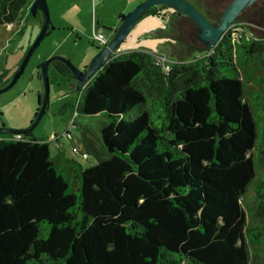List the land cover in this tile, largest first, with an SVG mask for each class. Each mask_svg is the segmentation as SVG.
I'll return each instance as SVG.
<instances>
[{
    "label": "trees",
    "instance_id": "trees-1",
    "mask_svg": "<svg viewBox=\"0 0 264 264\" xmlns=\"http://www.w3.org/2000/svg\"><path fill=\"white\" fill-rule=\"evenodd\" d=\"M34 1L0 0V28L21 34ZM212 2L192 4L215 25ZM168 12L199 56L167 71L116 53L76 88L75 114L104 117L98 146L83 133L73 152L93 164L33 132L0 135V264H250L264 248V26L239 17L209 49L184 14L145 16ZM50 78L72 79L59 62Z\"/></svg>",
    "mask_w": 264,
    "mask_h": 264
},
{
    "label": "rangeland",
    "instance_id": "rangeland-1",
    "mask_svg": "<svg viewBox=\"0 0 264 264\" xmlns=\"http://www.w3.org/2000/svg\"><path fill=\"white\" fill-rule=\"evenodd\" d=\"M144 1L47 0L51 21L62 18V23L67 25V30L47 36L30 58L27 68L15 86L8 92L0 94V128L23 130L31 126L41 109L44 98V82L37 77L40 75L38 70L47 59L56 57L52 55L57 48H61L60 51L67 50L73 54V60H66L83 71L89 67L93 57L102 49L97 45L94 37L96 28V33L104 31L109 36L108 28L121 26L120 14L125 13V16H128ZM206 1L208 0H204V2ZM212 1L214 0H209V2ZM229 2L231 0L215 9L216 14L212 17L215 26L219 23L220 20L217 21V19L221 17ZM73 6L74 11L64 16V12L69 11ZM67 18L70 24H67ZM242 23L261 28L258 26V18L253 14L245 15ZM71 24H74V27ZM43 25L44 17L38 11L36 16H31L25 24L23 23L21 34L17 33L19 31L18 24L4 25L0 28V78L4 75L0 80V87L4 82L14 77L26 54L39 36ZM99 26L103 30H98ZM187 26L191 25L188 24ZM179 28L178 21L171 17L162 20L152 16H144L137 22L120 48L124 52L139 50L149 52L154 56L163 54L167 57L169 65L176 62L177 57L178 60L186 61L193 59L194 56H199L200 52L178 41L181 40ZM232 31H237L236 26H233ZM154 32H159L157 35L159 37H156ZM161 33L164 34L163 37H161ZM69 37L71 38L69 39ZM187 37L191 40L189 36ZM76 84L75 79L72 78L68 81L64 78L60 84L51 86L47 112H45L38 127L32 132L37 139L49 142L53 156L57 154V147H59L64 149L68 158L78 160L86 168L95 162L94 158L90 156L88 160L82 159L75 155L72 149L75 147L80 152L86 151L83 144V133L93 139L95 145L98 146V141L95 138L99 134L104 117L101 115L94 117L75 114L73 106L77 99ZM249 256L250 264H264L263 247H250Z\"/></svg>",
    "mask_w": 264,
    "mask_h": 264
},
{
    "label": "water",
    "instance_id": "water-1",
    "mask_svg": "<svg viewBox=\"0 0 264 264\" xmlns=\"http://www.w3.org/2000/svg\"><path fill=\"white\" fill-rule=\"evenodd\" d=\"M254 1L257 0H235L225 9L223 15L220 17L219 23L216 26H213L212 23L205 18L203 13H201L194 5L185 0H145L131 13H129L128 16H125L124 19L121 20V26L113 32L111 41L108 42V44L104 46L96 56L93 57L89 67H87L86 70L80 71L81 69L77 68L70 61L66 60V58L60 56L47 59L39 69L41 75L40 78L44 82V98L40 112H38L35 120L28 128L21 130L6 129L5 127H1L0 135L9 134L22 136L28 132H32L36 127H38L42 117L48 109L51 90L50 69L54 63L59 62L66 65L71 73V77L77 81V89L88 85L94 75L103 69L109 57L117 53V51L120 49V46L128 38L131 30L135 27L137 22L145 16L151 7L164 5L172 10L183 13L184 16L191 19L198 26V37L200 41L206 44L209 49H213L221 41L224 34L229 31L231 25L236 22L237 18L240 16V14H242L245 8ZM38 11L41 12L44 17V25L42 26V30L31 46L28 54H26L24 61L22 62L20 68H18L16 71L11 82L3 87H0V94L6 91L8 92L15 86L16 82L19 81L22 73L25 71V68H27L30 58L36 52L37 48L40 47L42 41L45 40L47 36H49L50 31L52 30L53 25L50 18V8L47 0L34 1L30 11L31 15L36 16Z\"/></svg>",
    "mask_w": 264,
    "mask_h": 264
},
{
    "label": "flooded vegetation",
    "instance_id": "flooded-vegetation-1",
    "mask_svg": "<svg viewBox=\"0 0 264 264\" xmlns=\"http://www.w3.org/2000/svg\"><path fill=\"white\" fill-rule=\"evenodd\" d=\"M185 1H187V2H189V3H191L192 4V2L193 1H195V0H185ZM226 1H228V0H214V2H212L213 3V5H214V7H215V9L218 7H221L222 5H224L225 4V2ZM235 0H231V2H229V4H228V6L232 3V2H234ZM193 5V4H192ZM228 6H226L225 7V9L228 7ZM198 9V8H197ZM225 9H224V11H225ZM224 11H223V13H224ZM263 11H264V0H257V1H254L253 3H250L246 8H245V10L242 12V14H240V16L239 17H241L242 19H243V17L245 16V15H248V14H253V15H256V18H258V21H259V24H261L262 26H261V28H257V29H260V30H262L263 28V26H264V14H263ZM202 13V12H201ZM223 13H222V15H223ZM183 14V13H182ZM221 15V16H222ZM168 17H171V18H173V19H175V20H177L178 21V18L179 17H177L176 16V14L174 13V12H168V14L166 15V18H168ZM186 17V16H185ZM238 17V18H239ZM188 18V17H187ZM206 18V17H205ZM237 18V19H238ZM207 19V18H206ZM191 20V19H190ZM192 21V20H191ZM193 22V21H192ZM191 23V22H190ZM194 23V22H193ZM195 24V23H194ZM191 25H192V27H193V29L197 32V34H198V26L197 25H193L192 23H191ZM213 26H215V25H213ZM251 26H253V25H251ZM260 26V25H259ZM193 30V31H194ZM0 80H1V78H0Z\"/></svg>",
    "mask_w": 264,
    "mask_h": 264
},
{
    "label": "crops",
    "instance_id": "crops-1",
    "mask_svg": "<svg viewBox=\"0 0 264 264\" xmlns=\"http://www.w3.org/2000/svg\"><path fill=\"white\" fill-rule=\"evenodd\" d=\"M135 5H138V4H135ZM76 6V5H75ZM74 11V6L73 7H71V9L69 10V11H67V12H64V16H66L68 13H71V12H73ZM121 15H124L125 16V13H122V14H120V16ZM166 18H164V19H162V20H165ZM67 24H70V21H69V19L67 18ZM52 30L50 31V34L49 35H51V34H55V33H57L58 31H65V30H67V25H65L64 23H62V18L61 19H53V22H52ZM73 27H74V24H71ZM72 26H70V27H72ZM111 28V27H110ZM119 27L118 26H116V27H114V28H111V30L109 31L108 30V34H109V36L108 37H111L112 38V36H113V32L115 31V30H117ZM72 29V28H71ZM99 29H101V30H103L100 26L98 27V30ZM96 30H97V28H96ZM104 32V31H103ZM158 33L159 32H154V35H156V37H159V36H157L158 35ZM164 36V34H162L161 33V37H163ZM67 38H68V36H67ZM71 37H69V39H70ZM61 50V48H57L56 50H55V52L53 53V55L52 56H60V57H63V58H66V59H69V60H73V54H71L70 52H67V50L66 51H60ZM122 52H124L121 48L117 51V54H119V53H122ZM126 52V51H125ZM149 53V52H148ZM177 61H179L178 60V57H177V60H176V62ZM86 66H88V65H86ZM85 69H87V67L85 68ZM84 69V70H85ZM38 74V73H37ZM37 77L38 78H40L38 75H37Z\"/></svg>",
    "mask_w": 264,
    "mask_h": 264
},
{
    "label": "built area",
    "instance_id": "built-area-1",
    "mask_svg": "<svg viewBox=\"0 0 264 264\" xmlns=\"http://www.w3.org/2000/svg\"><path fill=\"white\" fill-rule=\"evenodd\" d=\"M9 26H10V24H8ZM12 26V25H11ZM234 26V25H233ZM233 26H231L230 27V29L232 30V28H233ZM97 27V26H96ZM95 27V28H96ZM230 29H229V31H230ZM97 31V30H96ZM96 31H95V33H94V37H95V40H96V43H97V45L99 46V47H104V46H106L107 44H108V42H110L111 41V39H110V37H108L104 32H99V33H96ZM228 32V31H227ZM167 57L165 56V55H163V54H160V55H156V60L159 62V63H161L164 67H165V69L168 71V66H169V63H168V60L166 59ZM18 137H20V135L18 136ZM56 141H57V139H56ZM58 148V147H57ZM73 152L74 153H78V154H80V151L78 150V148H74L73 149ZM87 157V155L86 154H83L82 155V158H86Z\"/></svg>",
    "mask_w": 264,
    "mask_h": 264
}]
</instances>
